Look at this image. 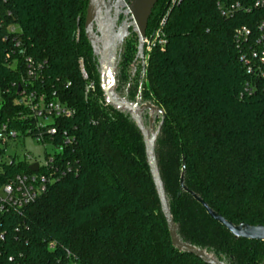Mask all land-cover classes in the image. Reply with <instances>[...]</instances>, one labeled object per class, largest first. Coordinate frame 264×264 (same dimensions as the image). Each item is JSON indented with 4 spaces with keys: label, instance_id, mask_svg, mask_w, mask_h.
<instances>
[{
    "label": "trees",
    "instance_id": "trees-1",
    "mask_svg": "<svg viewBox=\"0 0 264 264\" xmlns=\"http://www.w3.org/2000/svg\"><path fill=\"white\" fill-rule=\"evenodd\" d=\"M87 1L0 0V123L37 134L18 102L25 57L44 63L30 88L73 111L56 121L50 141L63 148L53 152L55 181L21 213L0 216V264H204L171 246L142 137L127 114L105 104L83 33ZM169 1L153 8L146 37ZM217 1L176 0L164 46L145 59L140 95L163 111L155 157L178 238L225 264H261L264 242L235 240L193 198L234 226L264 227V86L244 93L248 79L232 43L238 22L220 17ZM21 174H32L25 161L0 164V187Z\"/></svg>",
    "mask_w": 264,
    "mask_h": 264
},
{
    "label": "built area",
    "instance_id": "built-area-1",
    "mask_svg": "<svg viewBox=\"0 0 264 264\" xmlns=\"http://www.w3.org/2000/svg\"><path fill=\"white\" fill-rule=\"evenodd\" d=\"M176 0H170L167 4L165 14L159 20L157 27L144 41V56L158 46L162 49L165 40L162 28L165 24L168 10L175 4ZM216 8L219 16L224 20H235L238 25L232 33L233 49L237 55V61L241 66L247 82L244 85V93L250 94L256 85L264 86V0H218ZM10 33H15V28L9 27ZM5 40V39H4ZM14 48H20V42L14 44ZM22 56L24 53L21 52ZM9 54L6 59H9ZM24 72L19 86V104L25 106L35 120L37 134L35 141L43 145H51L50 141L58 135L56 121L69 119L73 111L57 100L48 101L42 93H37L30 86L40 79L44 63L34 61L31 57L23 60ZM15 69L14 63L10 64ZM15 67V68H14ZM79 67L84 80L87 79L82 61ZM92 85L86 87L85 92L92 90ZM50 121L49 124L46 122ZM22 137L10 128L9 124L0 123V164H11L14 157L7 154V150L13 142ZM49 143H43L45 138ZM64 143L69 145L72 140L63 132ZM55 153H61L62 147L54 149ZM35 164V163H33ZM38 164V163H37ZM32 165V164H31ZM30 166V165H29ZM58 169L55 167L54 153L46 155L42 166L38 164V171L32 174L17 175L0 187V216L10 213H21V211L40 199L46 192L48 186L55 181ZM2 239V236H0ZM49 249H54L50 244ZM71 264H75L72 262Z\"/></svg>",
    "mask_w": 264,
    "mask_h": 264
},
{
    "label": "water",
    "instance_id": "water-1",
    "mask_svg": "<svg viewBox=\"0 0 264 264\" xmlns=\"http://www.w3.org/2000/svg\"><path fill=\"white\" fill-rule=\"evenodd\" d=\"M158 1L88 0L83 23V33L90 45L93 56L98 58L100 87L103 92L105 104L119 112L129 114L131 122L134 123L142 137L145 159L159 202L160 212L167 227L171 246L177 252L191 255L204 264H225L222 257L216 259L205 251L182 242L177 236L176 226L169 211L155 157V141L162 121L159 122L157 132L154 136L149 134V130L143 126L141 120V114L147 112L149 114V128H151L153 122L150 115L158 113L162 118L163 111L149 102L139 103L141 101V84L139 85L135 103H130L124 98H119L114 92L116 85L114 69L118 52L130 34H134L137 38L136 56L141 63L142 76L145 73L144 41L146 38V29L152 10ZM111 9L114 10V17L110 15ZM119 10L126 16V20L121 27L116 29L115 22ZM29 170L31 172H37L38 164L30 165ZM179 184L181 190L185 191L182 177L180 178ZM193 198L205 210L207 216L223 227L235 240L243 239L264 242L263 226H249L247 224L234 226L211 211L199 198L194 195ZM261 264H264V259Z\"/></svg>",
    "mask_w": 264,
    "mask_h": 264
},
{
    "label": "rangeland",
    "instance_id": "rangeland-1",
    "mask_svg": "<svg viewBox=\"0 0 264 264\" xmlns=\"http://www.w3.org/2000/svg\"><path fill=\"white\" fill-rule=\"evenodd\" d=\"M136 47L137 38L134 34H131L120 47L117 56V62L114 69L115 79L119 78L121 81L119 84L115 85V87L118 86V89L115 92L114 88V92L116 96H118L119 98H124L130 103L136 102V97L139 90H137V92L132 98L128 97V90H132L136 85L139 89V85L141 84L140 82L142 80L141 63L136 56ZM95 62L99 74L97 57H95ZM139 103L142 104L145 102L141 100ZM127 115L129 116V114ZM150 116L153 122L151 128H149V114L147 112H143L141 114V120L143 126L147 130H149V134L155 136L160 122V115L158 113H153ZM46 123L49 124L50 121H47ZM53 152L54 148L51 145H42L40 143H37L34 139L30 137L20 136L15 142H13V144L10 145L7 150V154L11 157H14L16 161H25L27 165L38 163L40 164V166H42L45 162L46 155L52 154Z\"/></svg>",
    "mask_w": 264,
    "mask_h": 264
},
{
    "label": "flooded vegetation",
    "instance_id": "flooded-vegetation-1",
    "mask_svg": "<svg viewBox=\"0 0 264 264\" xmlns=\"http://www.w3.org/2000/svg\"><path fill=\"white\" fill-rule=\"evenodd\" d=\"M121 12H122V11L119 10V12L117 13V20H116V22H115V28H116V29L119 28V27H121L122 24H123V22L126 20V16H124ZM110 15H111V17H114V10H113V9H111ZM130 35H131V34H130ZM130 35H129V36H130ZM129 36H128V37H129ZM125 41H126V40H125Z\"/></svg>",
    "mask_w": 264,
    "mask_h": 264
}]
</instances>
